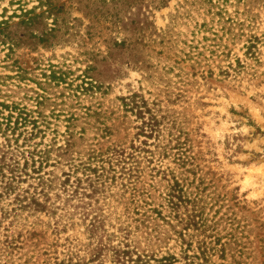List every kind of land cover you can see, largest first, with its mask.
Masks as SVG:
<instances>
[{"label":"rangeland","instance_id":"rangeland-1","mask_svg":"<svg viewBox=\"0 0 264 264\" xmlns=\"http://www.w3.org/2000/svg\"><path fill=\"white\" fill-rule=\"evenodd\" d=\"M262 40L264 0H0V264L179 253L150 171L164 166L202 188L219 264H264ZM150 117L158 138L137 136Z\"/></svg>","mask_w":264,"mask_h":264},{"label":"trees","instance_id":"trees-1","mask_svg":"<svg viewBox=\"0 0 264 264\" xmlns=\"http://www.w3.org/2000/svg\"><path fill=\"white\" fill-rule=\"evenodd\" d=\"M217 2L219 4V1ZM217 8L220 7L217 6ZM220 11L221 13H224V10L220 9ZM229 30L230 29H227L226 31ZM259 41L260 38L256 36L248 39L243 45L245 48L244 53L253 56L255 54L254 49H256V45ZM241 61L242 60L237 57L235 60L236 66L232 70L245 67V62L241 63ZM228 68H232V65H229ZM225 72L228 73V71ZM135 106L139 107L137 105ZM142 113L143 112L139 109V116H141ZM158 123L159 122L155 117H150L148 121H142L141 126H138L139 130L136 135L151 138L155 134L154 137L158 138L161 131ZM177 143L180 144L178 141ZM141 144L146 145L147 141L143 139ZM178 148H182L181 144L177 147V150H179ZM131 149H133V152L138 151L140 153V151H143L148 154L150 153L149 155L151 156L154 155L152 150L145 149L144 147L131 146ZM114 152L122 163H125L126 159H131L133 163H138L136 160L137 156L130 152L125 155V150L123 148L115 149ZM167 155L165 148L158 152V156L161 158H164ZM175 155L173 162L177 167H184V165L189 162V159L192 158L186 156L183 151H177ZM146 158L147 162H151V158ZM130 165L131 167H128L126 172L124 171V173L128 175V178L132 176L133 172L134 177L141 172H139L138 169H135L134 165ZM150 171L155 172L156 175L158 174L160 176V184L157 187L161 189L158 196L161 200L157 205L169 209L172 212L173 217L176 219V222L180 225V230H175L174 233L180 240L181 250L179 253H175L170 249H167L157 256L152 254H141L137 249H131L128 245H125L123 249H119L115 252L118 264H219L215 260V256L218 255L219 258L224 256L222 253L224 243L220 242L219 238L209 232L206 228V218L203 217L204 200L202 188H200L199 185L194 186L193 181L189 180V178L184 175V172H177L170 166L151 167ZM185 171H187L186 168ZM158 188L156 189L159 190ZM96 189H98V187H96ZM131 190L133 191L132 198L138 203L147 204L146 199H149L152 196H150V193H144L143 190L137 189L135 186L131 187ZM29 203L33 204L35 207L43 206L38 199H35L34 197L30 199ZM28 205L29 204L26 206ZM19 206L22 207L21 205Z\"/></svg>","mask_w":264,"mask_h":264}]
</instances>
